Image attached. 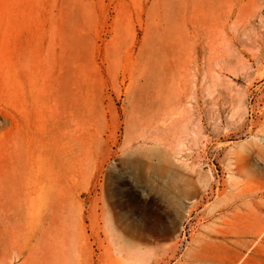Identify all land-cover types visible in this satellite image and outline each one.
I'll return each instance as SVG.
<instances>
[{
    "label": "rangeland",
    "instance_id": "rangeland-1",
    "mask_svg": "<svg viewBox=\"0 0 264 264\" xmlns=\"http://www.w3.org/2000/svg\"><path fill=\"white\" fill-rule=\"evenodd\" d=\"M0 264H264V0H0Z\"/></svg>",
    "mask_w": 264,
    "mask_h": 264
}]
</instances>
